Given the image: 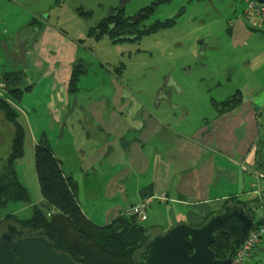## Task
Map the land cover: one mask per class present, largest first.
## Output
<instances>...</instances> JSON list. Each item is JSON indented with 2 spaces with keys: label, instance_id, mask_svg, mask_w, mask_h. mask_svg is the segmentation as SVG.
Returning a JSON list of instances; mask_svg holds the SVG:
<instances>
[{
  "label": "crops",
  "instance_id": "0c3cea01",
  "mask_svg": "<svg viewBox=\"0 0 264 264\" xmlns=\"http://www.w3.org/2000/svg\"><path fill=\"white\" fill-rule=\"evenodd\" d=\"M39 2L44 1L0 0V99L18 112L24 152L28 147L30 155L44 139L63 175L76 183L86 220L110 224L147 189L166 195V202L155 204L159 209L192 210L188 226L201 223L228 197L255 205V221L264 223L261 205L249 192L257 183L264 201V75L240 79L242 68L255 73L264 68V20L234 11L224 29L229 53L221 46L194 47L198 58L190 62L160 50L167 55L163 60L157 55V75L142 84L118 77L112 64L94 56L93 47H81V38L48 22L44 8L35 6ZM225 57L231 65L222 64ZM235 57L240 67L232 66ZM76 61L86 70L71 95L68 81ZM7 72H21L20 88H28L18 101L3 88ZM222 76L233 87L228 95L239 91L242 103L217 117L211 100L222 101L215 94ZM245 264H264V236Z\"/></svg>",
  "mask_w": 264,
  "mask_h": 264
},
{
  "label": "trees",
  "instance_id": "16d2710c",
  "mask_svg": "<svg viewBox=\"0 0 264 264\" xmlns=\"http://www.w3.org/2000/svg\"><path fill=\"white\" fill-rule=\"evenodd\" d=\"M171 0H156L149 7L138 10L135 19L128 18L123 8L111 9L109 15L88 29L86 38H93L98 42L103 37L109 41L138 42L139 39L154 35L160 29L168 28L173 22L171 19L163 22H154L149 26L141 24L148 13L161 4H168ZM62 0H54L56 7ZM113 12V13H112ZM78 16L86 18L89 12L76 10ZM30 24H38L31 20ZM228 31V30H227ZM84 40H80L82 44ZM122 68V67H121ZM86 66L76 61L71 69L68 81V93L74 95L78 91L79 79L85 74ZM120 72V67H118ZM23 75L21 72H7L2 75L3 88L13 100H19L24 90L21 89ZM242 103L239 91L221 102L211 100V106L216 110V116H222L238 108ZM0 112L3 120L13 130L10 140L8 156L0 169V211L5 210L9 204H30V197L25 186L20 182L15 172V163L24 156L25 133L18 123V112L7 101L0 99ZM258 154L261 151H257ZM264 168V163H262ZM33 168L37 181L38 192L41 198L39 205H33L31 215L27 219H19L13 213H8L0 219V235L5 233L12 239L19 232L25 234L41 233L51 244L55 252L68 255L77 264H139L138 254L143 245L151 238L149 228L141 225L134 217L119 216L106 226H97L89 222L82 215L77 203V185L71 177L64 176L60 161L55 158L50 147L43 139L33 147ZM145 198L151 193L147 189L141 194ZM257 204L256 198L253 200ZM248 202L236 197H228L217 210L209 213L206 219L218 213L226 206L243 209L254 218L255 228L262 226L261 221H255L254 206L249 207ZM261 224V225H259ZM215 259H224L228 252V237L218 234L210 245Z\"/></svg>",
  "mask_w": 264,
  "mask_h": 264
},
{
  "label": "rangeland",
  "instance_id": "374dc122",
  "mask_svg": "<svg viewBox=\"0 0 264 264\" xmlns=\"http://www.w3.org/2000/svg\"><path fill=\"white\" fill-rule=\"evenodd\" d=\"M43 1L35 6L37 8H44L45 11L42 15L47 16L48 22L68 32L69 36L84 40L81 47H93L95 50L94 56L96 55V57L103 58L109 62L113 65L112 68L115 67L118 71V67H120V72L117 74L118 77L124 79L130 77L131 83L136 81L142 84H145L147 77L157 75L155 69L157 55H159V58H162L161 60L167 55L166 52L162 53L160 50L173 51V55L186 57L187 61L190 62H196L195 58H198L197 54L193 55L195 51L194 47L221 46L224 47V52L229 53V47L231 46L226 40L225 23L233 17L232 13L234 11L237 14L243 11V3L237 0H171L168 4L155 6L148 13L147 18L141 22V24L149 26L154 22H163L171 19L173 22L168 28L160 29L156 34L143 37L136 43L130 41L112 42L105 37L95 42L93 38H86V33H88V29L106 18L111 8L122 7L126 17L135 19L138 10L149 7L156 0H62L63 2L58 7L54 5V0ZM77 9H80L81 13L89 12L90 16L86 18L78 16L76 13ZM136 49L142 51L140 56L134 51ZM206 54L210 56V59L215 56L210 55L208 52ZM234 60L237 64L232 66L235 68L240 67V61L236 57ZM148 62H151V64L148 65ZM221 62L222 64L227 63L231 65L228 63L229 59L226 57ZM144 63L147 64L145 68L143 67ZM121 65L126 67L125 73ZM129 67L131 68L129 69ZM263 69L255 73V71L251 70V67L247 69L242 68L240 79L244 77L247 79V76L250 75L260 78L264 75ZM228 74H230V71ZM228 77L231 79L230 76ZM220 81L222 82L221 88L217 89L215 94L222 98L223 101L231 93L233 87L226 80L225 76H222ZM243 86L241 83V88ZM215 102L221 101L215 100ZM12 134L13 130L11 126L4 122L0 114V169L8 156ZM16 171L21 177L22 184L28 191L30 204H9L5 210L0 211V219L9 212L16 215L19 219H27L31 215L32 206L38 204L40 196L33 168V150L29 155L28 147L25 149L22 160L16 164ZM19 207L25 210L16 212V210H19ZM157 207L158 205L148 207L145 211L147 219L140 223L149 228L151 237L164 233L176 224H187V220L192 212V210H186L185 207H181V209L177 208L175 205L172 207H162V209ZM151 209L153 210L150 212ZM256 219L257 217L255 216Z\"/></svg>",
  "mask_w": 264,
  "mask_h": 264
},
{
  "label": "water",
  "instance_id": "95a60500",
  "mask_svg": "<svg viewBox=\"0 0 264 264\" xmlns=\"http://www.w3.org/2000/svg\"><path fill=\"white\" fill-rule=\"evenodd\" d=\"M264 4V0H255ZM255 228L254 218L243 209L226 206L210 215L199 227L176 224L147 240L138 254L139 264H231L232 257L248 233ZM218 234L228 237L224 259H215L210 245ZM0 264H77L55 252L41 233L19 232L14 239L0 235Z\"/></svg>",
  "mask_w": 264,
  "mask_h": 264
},
{
  "label": "built area",
  "instance_id": "2783aa9c",
  "mask_svg": "<svg viewBox=\"0 0 264 264\" xmlns=\"http://www.w3.org/2000/svg\"><path fill=\"white\" fill-rule=\"evenodd\" d=\"M243 3L242 14L248 19H262L264 20V4L257 3L255 0H237ZM257 202L260 203L261 214L264 221V201L262 200V190L257 183H254L250 190ZM167 197L164 193H153L143 199L127 210L124 215L127 217H134L139 223L146 219L145 211L148 207L156 202H166ZM264 236V224L251 230L246 238L242 241L239 249L234 254L231 264H245L249 259L253 249L258 245L261 238Z\"/></svg>",
  "mask_w": 264,
  "mask_h": 264
},
{
  "label": "flooded vegetation",
  "instance_id": "af4514ba",
  "mask_svg": "<svg viewBox=\"0 0 264 264\" xmlns=\"http://www.w3.org/2000/svg\"><path fill=\"white\" fill-rule=\"evenodd\" d=\"M113 13V12H112Z\"/></svg>",
  "mask_w": 264,
  "mask_h": 264
}]
</instances>
